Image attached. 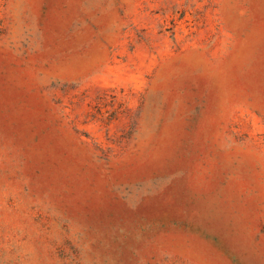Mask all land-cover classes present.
Instances as JSON below:
<instances>
[{
  "label": "rangeland",
  "instance_id": "1",
  "mask_svg": "<svg viewBox=\"0 0 264 264\" xmlns=\"http://www.w3.org/2000/svg\"><path fill=\"white\" fill-rule=\"evenodd\" d=\"M0 264H264V0H0Z\"/></svg>",
  "mask_w": 264,
  "mask_h": 264
}]
</instances>
